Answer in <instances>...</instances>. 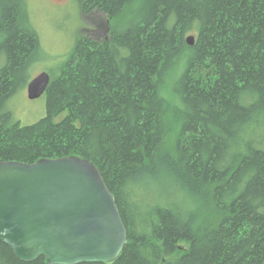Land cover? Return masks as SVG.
<instances>
[{
	"label": "trees",
	"instance_id": "obj_1",
	"mask_svg": "<svg viewBox=\"0 0 264 264\" xmlns=\"http://www.w3.org/2000/svg\"><path fill=\"white\" fill-rule=\"evenodd\" d=\"M75 1L108 37L77 39L22 125L6 103L40 41L28 0H0V162L99 169L128 241L82 264H264V0ZM0 264L49 263L0 242Z\"/></svg>",
	"mask_w": 264,
	"mask_h": 264
},
{
	"label": "water",
	"instance_id": "obj_2",
	"mask_svg": "<svg viewBox=\"0 0 264 264\" xmlns=\"http://www.w3.org/2000/svg\"><path fill=\"white\" fill-rule=\"evenodd\" d=\"M186 42L193 46L195 37ZM50 82L47 72L33 78L28 98H40ZM127 241L115 195L91 161L68 156L0 162V242L20 261L110 263Z\"/></svg>",
	"mask_w": 264,
	"mask_h": 264
},
{
	"label": "rangeland",
	"instance_id": "obj_3",
	"mask_svg": "<svg viewBox=\"0 0 264 264\" xmlns=\"http://www.w3.org/2000/svg\"><path fill=\"white\" fill-rule=\"evenodd\" d=\"M28 5L40 49L19 73L16 91L6 103L14 119L22 125L35 124L47 115L46 95L29 99L28 83L42 72L49 73L51 78L57 77L80 36L102 41L109 32L105 14L95 10L84 16L75 0H28Z\"/></svg>",
	"mask_w": 264,
	"mask_h": 264
}]
</instances>
